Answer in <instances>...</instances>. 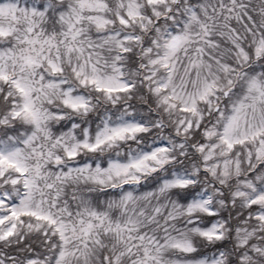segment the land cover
Returning a JSON list of instances; mask_svg holds the SVG:
<instances>
[{
  "label": "snow or ice",
  "instance_id": "1",
  "mask_svg": "<svg viewBox=\"0 0 264 264\" xmlns=\"http://www.w3.org/2000/svg\"><path fill=\"white\" fill-rule=\"evenodd\" d=\"M0 264H264V0H0Z\"/></svg>",
  "mask_w": 264,
  "mask_h": 264
}]
</instances>
